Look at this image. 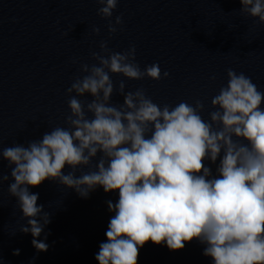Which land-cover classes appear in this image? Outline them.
<instances>
[{"label":"clouds","instance_id":"clouds-1","mask_svg":"<svg viewBox=\"0 0 264 264\" xmlns=\"http://www.w3.org/2000/svg\"><path fill=\"white\" fill-rule=\"evenodd\" d=\"M96 2L102 5L97 14L111 18L119 0ZM239 2L242 14L264 24V0ZM120 24L121 16L110 21L109 34ZM92 31L100 33L99 27ZM99 47L91 53L97 63L81 64L83 75L67 89L68 127L56 126L27 146L0 149L14 180L8 193L27 221L19 232L32 235L38 253L48 251L44 229L51 213L29 189L51 180L82 198L97 187L118 191L117 202L107 201L114 215L95 256L99 264H138L149 241L176 251L193 240L205 245L203 255L213 264H264V92L243 72L228 69L206 121L201 100L158 105L143 88L125 91L124 80L114 84L110 74L159 81L169 73L161 74L158 63L142 70L134 45L123 52L111 51L106 41ZM114 93L123 96L122 104L111 103ZM86 94L90 101L78 98ZM218 158L213 175L205 161ZM83 167L89 170L77 176ZM8 179L0 173V185Z\"/></svg>","mask_w":264,"mask_h":264}]
</instances>
